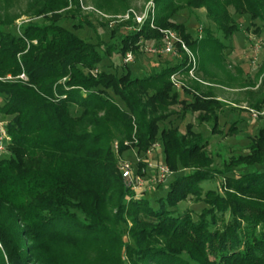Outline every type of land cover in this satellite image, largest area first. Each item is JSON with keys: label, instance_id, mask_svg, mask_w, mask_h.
Here are the masks:
<instances>
[{"label": "trees", "instance_id": "1", "mask_svg": "<svg viewBox=\"0 0 264 264\" xmlns=\"http://www.w3.org/2000/svg\"><path fill=\"white\" fill-rule=\"evenodd\" d=\"M154 1L156 28L178 32L199 52L201 72L208 57L226 64L227 41L242 27L235 16L264 36V0ZM202 9L210 24L194 38L182 13ZM6 11L0 14V119L11 143L0 159V264H264V127L250 154L211 167L203 134L190 125L182 133L171 120L198 112L201 123L213 121L212 133H220L224 105L210 92L191 94L171 81L191 70L188 60L166 59L142 74L126 66L119 74L113 61L139 53L141 40L161 48L158 29L112 30L116 41L103 48L77 34L92 25L77 20L76 0H33L19 15ZM23 16L29 21L17 33L15 21ZM23 72L27 82L16 79ZM261 76L264 97V55ZM239 124L232 123L229 135ZM125 143L142 156L161 143L162 162L173 172L168 185L136 198L120 171ZM146 166L139 164V173ZM209 181L221 190L205 191ZM189 198L206 205L197 219L179 210Z\"/></svg>", "mask_w": 264, "mask_h": 264}, {"label": "rangeland", "instance_id": "2", "mask_svg": "<svg viewBox=\"0 0 264 264\" xmlns=\"http://www.w3.org/2000/svg\"><path fill=\"white\" fill-rule=\"evenodd\" d=\"M31 1L33 0H0V14L8 10L6 12L12 16L19 15L28 10ZM106 1L76 0L81 9V14L77 20L83 23L87 20L92 25L91 27L85 25L83 29L77 31L81 38L96 44L102 43V47L106 48L107 44L116 41L111 37L110 31L112 30L119 32L120 28V31L127 32L142 31L145 25H149L152 30L158 29L154 23L158 13L154 0H124L123 2L108 0L109 4ZM101 3L106 6L100 8ZM70 8H73V6ZM182 15V21L192 30L194 38H202L203 33L200 27L205 28L210 24L207 11L205 9L194 12L185 11ZM235 18L242 25L241 31L236 33L230 41H227L228 49L224 52L227 60L226 64L222 66L210 61V57H208L206 59L207 67L201 72L199 69L201 67L200 53L191 51L180 34L172 30L158 29L163 39L157 43L159 47L160 44L162 46L165 44L172 46L171 52L154 50L157 49L156 46L145 45L144 41L141 40L139 45H142V49L136 55L128 52L125 57L119 59L116 56L113 57V61L118 66L119 74L124 70V66L136 74L150 72L152 69H159L161 62L163 63L166 59L182 62L186 58L188 60L187 67L190 66L192 69L195 66L194 71L174 75L171 77V81L177 90L184 88L191 94H194L197 89L210 92L214 99L224 105L219 112L218 129L220 133H212L213 121L201 123L197 119L198 112L189 114L184 120H179L176 116L171 117V120L173 125L178 126L182 133H185L186 127L190 125L194 133L203 134L204 138L208 140L205 153L212 161L211 167L218 169L230 166L238 156L250 154L248 146L252 138H254L259 128L264 127V103L261 102L264 97L259 92L263 76L258 79L259 69L263 63L264 36L255 35L249 22L237 16ZM77 20L76 23L78 24ZM28 21L29 19L26 16L19 18L15 21L13 31L18 33L20 27ZM66 26L71 28L72 25ZM108 30L109 32H107ZM168 32H171L174 38L167 39ZM217 36L220 37V35ZM183 45H185V48ZM185 98L188 101L192 100L190 95H186ZM0 103L2 105L3 102L0 101ZM255 103H258L260 108H254ZM179 108L180 106H177L173 109L179 110ZM235 121L240 122V130L234 135H229V129ZM168 124H170L169 121L165 123V125ZM158 144L161 145V143ZM125 146L129 149L124 150L119 155V162H127L134 164L135 167L138 166L137 160L142 159L143 154H139L137 149L132 150L131 144H125ZM170 172H172L171 169ZM147 175L150 177V173L147 172ZM172 177L173 172L166 185ZM202 188L205 191L210 189L221 190L218 181L204 182ZM166 194L167 190L162 193L163 196ZM205 207L204 202H195L192 198L179 204L181 212L189 210L193 213L195 219Z\"/></svg>", "mask_w": 264, "mask_h": 264}, {"label": "built area", "instance_id": "3", "mask_svg": "<svg viewBox=\"0 0 264 264\" xmlns=\"http://www.w3.org/2000/svg\"><path fill=\"white\" fill-rule=\"evenodd\" d=\"M174 38L171 32H168L167 39ZM185 48V45H183ZM159 51L171 52L172 46H167L166 44L161 48L154 49ZM192 68L190 71H194ZM8 80H13L11 76L7 77ZM23 82H27L28 78L25 73L17 77ZM11 143V137L7 132V123L0 119V159L5 157L8 153V147ZM128 145V143H125ZM118 144L115 148L118 154ZM161 145L156 143L152 146L150 150L147 151L146 155L142 159H138V166L141 163H146L147 166L139 173V167L134 164H129L127 162L120 163V171L122 173L123 179L125 180L127 186L134 193L136 198L141 197L143 194L151 192L156 187L164 185L170 179L172 172L167 165L162 162ZM137 155V154H136ZM138 168V170H137ZM150 173V177L147 175ZM147 178V179H146Z\"/></svg>", "mask_w": 264, "mask_h": 264}]
</instances>
